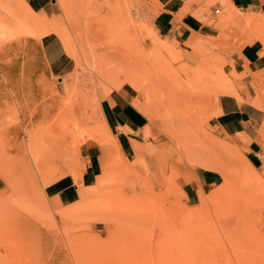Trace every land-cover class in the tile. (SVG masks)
Masks as SVG:
<instances>
[{"label": "rangeland", "instance_id": "374dc122", "mask_svg": "<svg viewBox=\"0 0 264 264\" xmlns=\"http://www.w3.org/2000/svg\"><path fill=\"white\" fill-rule=\"evenodd\" d=\"M53 2L58 16L47 21L57 24L43 28L23 0H0V264H264V121L260 169L208 127L214 98L242 101L234 81L245 73L227 75L221 54L256 41L264 54V15L229 0H184L179 19L192 13L237 40L194 36L181 49L153 29L144 0H63L64 11ZM193 3L210 19L191 11ZM211 7L220 10L214 18ZM50 33L73 60L61 79L40 49ZM126 85L139 95L132 104L149 108L145 139L157 131L164 142L136 145V162L110 154L103 180L55 208L45 187L65 176L77 182L79 148L95 144L93 125L108 132L97 91ZM252 85L250 104L264 111L261 73ZM196 168L222 182L198 190L189 206L179 182Z\"/></svg>", "mask_w": 264, "mask_h": 264}, {"label": "crops", "instance_id": "0c3cea01", "mask_svg": "<svg viewBox=\"0 0 264 264\" xmlns=\"http://www.w3.org/2000/svg\"><path fill=\"white\" fill-rule=\"evenodd\" d=\"M35 15L47 19L55 18L57 5L53 0H23ZM149 3V14L152 16V27L161 38L177 43L181 49L184 44L194 36L213 38L222 42L236 43V36L230 38L226 32H221L208 23L201 22L192 13L182 15L184 0H144ZM235 9L242 13H255L264 15V0H229ZM202 5L193 3L190 10L199 12L209 18ZM211 17H216L214 7L210 9ZM262 45L256 41L243 46L240 50L230 48L221 55L227 60L225 71L227 75L242 74L241 81H234L235 96H218L212 102V117L208 127L221 140L236 145L247 161L255 168L262 166V147L258 142L259 128L264 121V111L253 107L250 101L255 98L252 85V74H262L264 77V54ZM40 49L49 68V74L56 78H64L73 70V60L70 58L60 38L50 33L40 40ZM131 91V92H130ZM134 92V93H133ZM133 97L139 98L128 85L123 90H112L105 94L103 90L97 91L98 110L109 134L113 137L116 148L99 146L97 144H82L79 155L83 169L80 179L76 182L71 176H65L51 183L44 189L45 196L57 209L74 205L79 201L80 188L94 185L96 178L102 173V163L115 152L127 162H136L135 146L161 145L164 140L161 133L154 131L145 139L144 128L148 124L146 110L149 108L140 102V108L133 106ZM123 132H122V131ZM143 159H151L147 154ZM112 160L104 164L111 166ZM222 177L219 173L196 168L186 178H181L179 184L187 205L198 203L197 192H206L212 187L219 186ZM264 232V210L261 220Z\"/></svg>", "mask_w": 264, "mask_h": 264}, {"label": "bare ground", "instance_id": "6f19581e", "mask_svg": "<svg viewBox=\"0 0 264 264\" xmlns=\"http://www.w3.org/2000/svg\"><path fill=\"white\" fill-rule=\"evenodd\" d=\"M60 3H61V7H62V9H63V11H64V7H65V4H64V2H63V0H60ZM26 10L29 12V13H31V14H33V12L27 7V5H26ZM64 13V12H63ZM37 17H39V16H37ZM42 20L41 21H38L39 22V24H41L42 25V27L43 28H47L49 25H55V24H57L56 22H49V21H47L48 19L47 18H45V17H42L41 18ZM43 21V22H42ZM36 23V22H35ZM134 106V105H133ZM134 107H136V106H134ZM136 108H138V107H136ZM122 131V130H121ZM123 132V131H122ZM92 133H93V142L95 143V144H97V145H100V146H106V147H109V148H116V143H115V141H114V139H113V137L106 131V129L101 125L100 126V129H99V127H97V126H94L93 125V128H92ZM104 134V135H103ZM35 164V163H34ZM35 166H37V164L35 165ZM39 167V166H38ZM111 166H106V168L104 169V171H105V173L107 174V173H110V172H112V170H111ZM102 176H100L99 177V179L101 180H103V177L101 178ZM101 188V187H100ZM101 191V190H100Z\"/></svg>", "mask_w": 264, "mask_h": 264}, {"label": "built area", "instance_id": "2783aa9c", "mask_svg": "<svg viewBox=\"0 0 264 264\" xmlns=\"http://www.w3.org/2000/svg\"><path fill=\"white\" fill-rule=\"evenodd\" d=\"M219 11H220L219 9H215L214 14L217 15L219 13Z\"/></svg>", "mask_w": 264, "mask_h": 264}]
</instances>
